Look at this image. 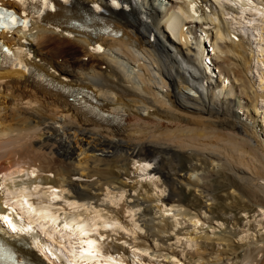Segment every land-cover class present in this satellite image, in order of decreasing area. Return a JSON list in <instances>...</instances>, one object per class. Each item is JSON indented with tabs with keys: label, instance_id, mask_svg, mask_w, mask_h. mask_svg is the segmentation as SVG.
<instances>
[{
	"label": "bare ground",
	"instance_id": "obj_1",
	"mask_svg": "<svg viewBox=\"0 0 264 264\" xmlns=\"http://www.w3.org/2000/svg\"><path fill=\"white\" fill-rule=\"evenodd\" d=\"M254 4L246 0H49V7L33 17L31 13L41 5L0 0V6L22 18L30 13L27 30L0 32V40L17 58L0 64V162L6 163L0 167V217H9L0 219V244L5 246L0 248L10 255L12 251L24 264H47L44 258L52 264H68L60 251L72 260L79 240L70 241L71 233L63 224L73 228L84 224L90 235L83 239L97 242L98 264H135L137 252L110 251L105 238L99 239L118 228L115 217L81 202L94 197L89 190L103 192L108 186L121 191L107 200L117 203L131 173L139 178L149 174V167H144L148 162L169 189L168 203H185L181 186L185 180L187 186L199 188L201 196L206 194L204 198L214 199L215 189L181 175L182 161L188 159L222 167L238 183L243 197L264 209V148L233 109L240 106L238 101H230L229 106L219 101L220 96L232 94L227 83L231 72L246 77L245 71L256 67V61L250 65L248 49L263 50L264 12L259 9L264 0ZM210 50L219 53L218 63L226 65H216L218 79L203 64L204 55L212 64ZM238 80L247 94L244 80ZM81 96L92 99L91 105L84 104ZM251 107L254 112L258 109L255 101ZM261 124L264 131V119ZM53 154L62 157L56 159L69 166L67 171L59 168L50 175ZM132 162L142 165L131 171ZM48 163L49 172L43 169ZM197 169L192 163L189 171ZM145 181L135 179L136 185L129 186L135 191L145 189L139 194L143 202L155 186L163 188L160 180ZM66 185L76 196L67 194ZM37 187L39 193L34 191ZM48 187L60 191L53 193ZM54 195L61 199L53 201ZM24 196L29 203L43 201L47 207H33L51 215L37 217L27 206L22 208ZM13 208L16 211L10 212ZM52 217L58 223L53 224ZM30 224L33 230L28 232ZM260 243L233 259L239 260L237 264H264V239ZM0 264L18 263L13 259Z\"/></svg>",
	"mask_w": 264,
	"mask_h": 264
},
{
	"label": "rangeland",
	"instance_id": "obj_2",
	"mask_svg": "<svg viewBox=\"0 0 264 264\" xmlns=\"http://www.w3.org/2000/svg\"><path fill=\"white\" fill-rule=\"evenodd\" d=\"M220 19L219 21H221ZM209 30L211 31L212 28H209ZM261 39L264 40V37L262 36ZM224 42L227 43L229 41L226 40ZM251 47L254 49L255 45ZM262 49L261 53H255L248 49V51H252V53L246 52L247 56L249 54V56L252 55L250 65L256 61V67L250 68L248 64L249 68L245 71L246 77L243 74H239L241 72H237L238 76L236 73L232 74L231 72L227 76V83H230V86L232 85V94L224 95V98L220 96V100L219 98L218 100L222 103L224 102L227 106L231 105L233 100L234 104L238 101L240 106L238 108H235V106L233 109L240 119L247 123L253 132L256 133L257 139H259L261 146L264 148V131L261 124L262 119H264V44ZM211 53L212 51L208 55L212 62V69L210 70L214 74L212 77L218 79V76H220L218 68H224L226 65L218 63L220 59L215 58L219 53L215 55ZM82 60L84 61V58ZM216 65L218 68H216ZM184 75L187 78L190 77L188 72H184ZM236 78L244 80L246 88H248L247 94L240 90L239 80ZM250 86L253 88H250ZM254 101L259 109L255 112L251 107ZM75 152L77 153V151ZM56 157L59 159L60 156L56 154L55 157L54 154L51 156V167L48 163V167L44 166L43 168L46 171L49 167L52 168V170L48 169L50 172L47 171L50 175L52 173L54 175L59 170L60 172L63 170L67 171L69 168L68 165V167L64 166L65 164L61 163ZM78 157V159L81 158L80 156ZM4 163L5 161H2L0 164L1 168L6 164ZM148 163L150 164L151 162ZM192 163L198 166L197 170L189 171ZM138 165L141 166L142 163L132 162L128 166L131 171H136ZM182 165L184 166V171L181 173L183 177L190 176L192 180L198 178L200 184L205 185L204 187L215 189L214 199L211 198L212 196L204 198L203 196L206 194L201 196L199 188L192 185L187 186L185 180L181 183L183 190L186 192L185 203L180 206H177L175 202L168 203L166 199L169 195V189L166 186L164 187L163 179L161 175L154 171L155 166L153 164L148 168L149 174H146V176L139 178L138 176L134 177L133 173L130 174L132 178L130 177L126 180L127 186H125V191L124 189L122 190L124 194L121 196L122 200H119L121 201L120 203H118L119 201L117 203H108L121 192L112 189L113 187L106 186L103 192L89 190L94 197L81 203H85L87 206H97V209L109 212L113 219L115 217L116 224L114 225L118 226L115 231L110 232L111 235L109 234V237H104L106 248L123 255L126 254V251L137 252L139 255L138 258H135V260L137 259V264H205V262L214 263L216 261H220V264H237L239 260L233 259L234 257L242 256L244 251L255 247V244L262 246L260 241L264 239V209L257 207L249 199L243 197L240 187L237 185L238 183L236 182V184L234 180L231 181L226 176L223 168L216 166L214 162L207 161L201 164L200 162H190L188 159H184ZM82 175L84 177L85 173ZM135 179L144 183L146 182L145 179L160 180V185L163 184V188L155 186L156 188L151 192L154 200L148 202L147 198H151V196L146 194V201L143 202L139 194L146 193L145 189L141 188L135 191L129 188L131 185H136ZM66 187L68 190L67 194L76 196L72 188L67 185ZM106 193L108 197L104 196ZM137 198L140 200H137ZM155 199L157 200L155 201ZM137 202L139 204L135 206ZM212 204H214L212 207L214 213L210 214L208 208ZM180 210L183 213L178 215L176 212ZM148 211H151L152 214L149 215L150 212ZM191 216H197L194 219L192 218V221H195L194 224L190 220ZM152 218L154 219L152 220L153 222H149ZM173 221L176 223L173 226H169ZM197 221H199L198 224ZM150 224L154 227L152 228ZM160 230H165V232L161 233L159 232Z\"/></svg>",
	"mask_w": 264,
	"mask_h": 264
},
{
	"label": "snow or ice",
	"instance_id": "obj_3",
	"mask_svg": "<svg viewBox=\"0 0 264 264\" xmlns=\"http://www.w3.org/2000/svg\"><path fill=\"white\" fill-rule=\"evenodd\" d=\"M19 3L21 4H27L29 2L33 3V4H38L41 5L42 7L36 10H33V12L31 13V15L33 17H38L42 14L43 12V8H47L49 7V0H18ZM246 2L252 6V7H256V5L254 4V0H246ZM259 11L264 12V7H260ZM24 17L23 19H19L17 17V15L14 12L11 11H7L5 9H0V28L6 30V31H11L12 29H15L17 27L23 28L25 30L28 29L29 27V23L30 20L28 19V16L30 15L29 12H25L23 13ZM17 52L19 51V49L16 50ZM7 55L8 57L12 58V60H16V58L13 56V52L10 51L8 48L2 47L0 46V62L3 61L4 59V55ZM16 63H18V61H16ZM15 66V65H13ZM150 164H145L144 167H150ZM35 172V170H34ZM0 188H2V186H0ZM40 187H37L34 189V191L36 193H39L40 191ZM48 191L50 192H58L60 191L57 188L54 187H48L47 188ZM21 193L24 192V189L21 188L20 189ZM61 199V197L59 196H52V200L56 201ZM13 204L16 203V201L12 202ZM33 204L35 205H42L44 204L43 201L40 200H35L33 203H29V199L24 196L22 197V203H21V207L23 208L24 206H27L28 209L31 210V213L37 217H45L48 218L51 213L47 212V211H40L37 212L36 209L33 207ZM45 207H47L46 204H44ZM5 208L9 207V204L7 201H5L4 204ZM16 209H11L10 212H15ZM0 219L4 220V221H8L9 217L8 216H3L0 217ZM39 222V221H38ZM10 223V221H9ZM52 223L56 224L58 223V220L56 219V217H52ZM73 224H75V221L72 222ZM94 223V222H93ZM199 223V221H197V224ZM110 227L109 225H105V228ZM63 228L65 230H67V232L71 233V235L68 237V239L70 241H77L79 240V245H78V253L77 250H73V252L71 253L73 259L72 260H68V257L64 255L63 251H60V256L68 261V264H98V262L96 261V257L99 255L98 252L95 251V245H96V241L95 240H91V239H83V237H87L88 235H90V233L87 231V226L84 224H80L77 225L75 228L71 227V225L67 222H65L63 224ZM32 226L31 224L29 225L28 229H26V231L31 232ZM93 231H96L95 227L92 229ZM13 232H16L17 229L15 227L12 228ZM21 231H25V229H21ZM57 231H59V229H57ZM64 233L61 232V239L64 238ZM49 239H51V237H49ZM101 241H103L104 237H100L99 238ZM85 245H87V247H85ZM61 249L64 248V245L60 246ZM146 255V253H145ZM0 260H7V261H12L13 257L12 255L8 254L3 248H0Z\"/></svg>",
	"mask_w": 264,
	"mask_h": 264
}]
</instances>
